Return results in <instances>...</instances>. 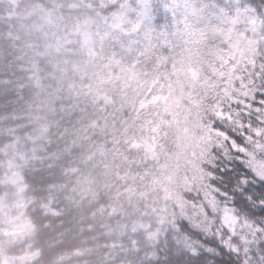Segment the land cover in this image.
Masks as SVG:
<instances>
[{"label":"snow or ice","instance_id":"6c2138e0","mask_svg":"<svg viewBox=\"0 0 264 264\" xmlns=\"http://www.w3.org/2000/svg\"><path fill=\"white\" fill-rule=\"evenodd\" d=\"M0 264H264V0H0Z\"/></svg>","mask_w":264,"mask_h":264}]
</instances>
